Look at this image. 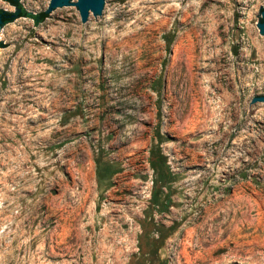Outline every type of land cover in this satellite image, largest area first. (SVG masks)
Segmentation results:
<instances>
[{
	"label": "rangeland",
	"instance_id": "obj_1",
	"mask_svg": "<svg viewBox=\"0 0 264 264\" xmlns=\"http://www.w3.org/2000/svg\"><path fill=\"white\" fill-rule=\"evenodd\" d=\"M49 1L0 0V264H264V0Z\"/></svg>",
	"mask_w": 264,
	"mask_h": 264
},
{
	"label": "trees",
	"instance_id": "obj_2",
	"mask_svg": "<svg viewBox=\"0 0 264 264\" xmlns=\"http://www.w3.org/2000/svg\"><path fill=\"white\" fill-rule=\"evenodd\" d=\"M7 1L12 5L19 6L17 0H7ZM0 13L2 16L3 23L11 21L12 18L14 17V14L5 12L1 9H0ZM17 16H30L35 20V22H41L46 17H48V13L41 12L38 14H28L23 8H20V11L18 12ZM167 44H169V41H167ZM156 137H157V144H154L150 147L149 158H148V163L153 171L152 190H151L149 205H150V210L153 211L155 210L157 212H164L168 209V207L171 204L169 191L165 192L164 189L169 188V184L173 181L174 174L170 171L169 166L167 165L166 162V156L164 155V153L160 148V144L163 141L162 135L157 133ZM95 163H96V174H97V181L99 187L103 186L104 188H108L111 185V181H112L111 179L114 173L116 172V170H114L112 168L113 166L110 165L109 163L101 162L100 158H97L95 160ZM147 216H149V214H147ZM145 222H143L142 224L143 235L138 244V249L142 253L159 247L156 245L158 239L152 236L153 230L146 229ZM129 264H145V262L138 261L133 263L131 261Z\"/></svg>",
	"mask_w": 264,
	"mask_h": 264
},
{
	"label": "water",
	"instance_id": "obj_3",
	"mask_svg": "<svg viewBox=\"0 0 264 264\" xmlns=\"http://www.w3.org/2000/svg\"><path fill=\"white\" fill-rule=\"evenodd\" d=\"M110 0H50L48 11L55 7V14L75 5L78 9L81 22H86L90 19L91 14L96 15L100 20L106 18ZM5 22H2L0 13V31L2 30ZM260 33L264 34V9L261 11V22L257 24ZM2 46L0 44V53ZM252 102H264V94L254 96Z\"/></svg>",
	"mask_w": 264,
	"mask_h": 264
}]
</instances>
